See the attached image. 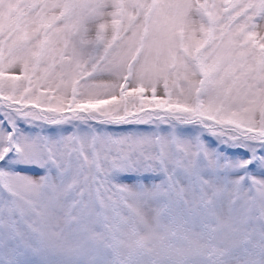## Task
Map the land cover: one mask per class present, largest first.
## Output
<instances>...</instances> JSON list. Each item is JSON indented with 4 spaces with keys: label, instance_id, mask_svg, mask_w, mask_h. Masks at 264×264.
Masks as SVG:
<instances>
[{
    "label": "snow or ice",
    "instance_id": "6c2138e0",
    "mask_svg": "<svg viewBox=\"0 0 264 264\" xmlns=\"http://www.w3.org/2000/svg\"><path fill=\"white\" fill-rule=\"evenodd\" d=\"M0 264H264V0H0Z\"/></svg>",
    "mask_w": 264,
    "mask_h": 264
}]
</instances>
